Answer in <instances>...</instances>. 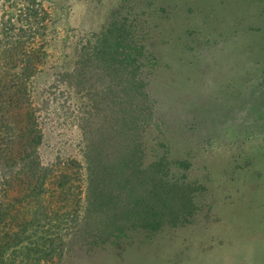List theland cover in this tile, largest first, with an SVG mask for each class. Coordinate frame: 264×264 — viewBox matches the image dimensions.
<instances>
[{
	"label": "rangeland",
	"instance_id": "obj_1",
	"mask_svg": "<svg viewBox=\"0 0 264 264\" xmlns=\"http://www.w3.org/2000/svg\"><path fill=\"white\" fill-rule=\"evenodd\" d=\"M0 20L26 45L6 53L22 60L13 71L35 60L22 79L52 173L43 202L56 227L31 258L264 264V0H0ZM119 42L134 57L124 76L141 73L149 96L127 100L119 88L134 80L121 81L123 126L103 102V49ZM125 158L133 176L119 184ZM4 188L0 201L14 194Z\"/></svg>",
	"mask_w": 264,
	"mask_h": 264
},
{
	"label": "trees",
	"instance_id": "obj_2",
	"mask_svg": "<svg viewBox=\"0 0 264 264\" xmlns=\"http://www.w3.org/2000/svg\"><path fill=\"white\" fill-rule=\"evenodd\" d=\"M30 11L37 13L34 9ZM21 31V28L17 32L14 31V26L10 20H0V120H2L1 124H3L6 132V137L2 139L5 143L1 145H4V164L7 170L5 173V179L7 178V180L0 182V187L3 185L5 186L4 191H14L12 196L8 197V194H5L4 198H6V201H0V264H41L40 261L37 262V258H31L29 253L35 252L39 255L44 253L43 245H40L37 237L40 235H51L47 233V230H50V227H56V225L51 224L53 218L49 215V213L54 211V207L52 209V207L44 204L46 201L45 194L49 191L47 184L50 182L49 178L52 173L49 168L39 163L37 155H35V147L39 140L40 132L36 124L33 125L34 120L31 119L33 114H28L27 109H30L26 98L28 89L22 79L25 78L28 64H32L35 60L32 62L27 61L26 63L24 60V63L19 65V71H13L22 60L18 61L15 56L10 57L6 54L11 50L18 49L19 46L21 48L26 46L19 39ZM127 46L119 42L114 48L107 45L104 47L106 49H103V54L108 55L106 61L110 63L111 72H108L112 78L111 83L109 82L107 86L110 88L107 90V87H104L106 89L103 90V102H108L107 105H110L112 110L119 112V115H116L115 118H122L120 121L123 122L122 126L126 122L123 121V118L127 116L125 114L127 109L124 108V99L118 95L119 93L116 90L121 81H125L128 78L134 80L128 83L129 87L123 88L121 86L119 88L120 90L123 89L122 96H127V100H130L128 95L131 92L133 98L140 96L143 103L149 99L148 93L141 91L144 82L141 79H134L138 72L136 71L135 75L131 74L130 77H128L129 75L124 76L122 72L127 70L129 74L131 73V70L126 68L127 64L125 65V63L134 59V57L129 58L131 50L129 51ZM138 75H141V73ZM129 89H131V92ZM116 130L117 134L123 132H119V128ZM125 141H122V136L119 134V144L122 146ZM132 144L131 141L130 145ZM2 158L1 155L0 160ZM132 159L125 158L124 163L121 164L124 173L123 177L121 176L119 179V184L120 182L125 184L127 179H132L133 170L131 169L134 166ZM107 166L108 171H110L114 168L115 163L113 165L111 162V165ZM128 169L130 172H127ZM114 178L116 177L114 176ZM37 201H40L38 209H36L39 205ZM41 210L46 211V213H40ZM47 225L49 228L46 229ZM38 233L42 234L38 235ZM44 238L46 239V237ZM49 238L47 239L49 242L47 247L51 249L54 240L51 236ZM22 252L23 256L20 259L11 257L15 253L21 255ZM7 253L9 254L8 256Z\"/></svg>",
	"mask_w": 264,
	"mask_h": 264
}]
</instances>
